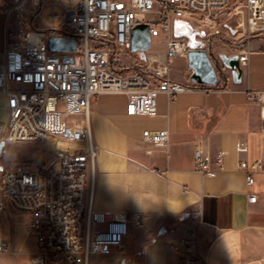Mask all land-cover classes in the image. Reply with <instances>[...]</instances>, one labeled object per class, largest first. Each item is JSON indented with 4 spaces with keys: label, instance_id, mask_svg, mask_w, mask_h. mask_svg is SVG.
<instances>
[{
    "label": "built area",
    "instance_id": "obj_1",
    "mask_svg": "<svg viewBox=\"0 0 264 264\" xmlns=\"http://www.w3.org/2000/svg\"><path fill=\"white\" fill-rule=\"evenodd\" d=\"M48 4V0H10L0 7L6 15L7 37L0 60V95L6 110L0 118V142L47 144L57 138L79 147L70 151L57 146L50 149V159L2 167L0 217L11 209L30 215L27 229L35 240V264H91L95 254L120 251L131 228L126 213L94 206L93 100L102 93H120L127 97V114H156L160 93L174 97L199 85L171 77V62L187 57L193 46L201 48L204 38L181 35L178 27L192 25L220 34L215 15L230 10L238 34L264 35V0H52L63 11L50 10L47 18L61 25L42 27L35 21L43 20L41 13ZM14 16L20 27H11ZM139 23L150 27L152 45L145 59L131 51V31ZM51 35L75 38L76 50H51ZM157 44L164 45L163 57L162 51L153 50ZM249 52L240 51L242 63ZM119 53L135 54L134 64L114 70L112 62L119 63ZM247 92L259 105L264 132V90ZM143 138L157 146L170 141L167 129L145 130ZM224 155L222 150L215 155L200 152L198 170L215 175ZM239 167L252 186L255 174L264 172V159L241 160ZM256 198L254 193L249 196L250 201ZM188 218L192 227L177 244L184 264H206L195 248L200 211L188 212ZM132 223L142 226L143 216L136 214ZM0 254H16L13 242L1 235Z\"/></svg>",
    "mask_w": 264,
    "mask_h": 264
},
{
    "label": "crops",
    "instance_id": "obj_2",
    "mask_svg": "<svg viewBox=\"0 0 264 264\" xmlns=\"http://www.w3.org/2000/svg\"><path fill=\"white\" fill-rule=\"evenodd\" d=\"M221 42L214 37L211 47L223 62L227 80L212 86L199 84L174 97L160 93L154 115L127 114V97L120 93H102L93 100L94 206L126 213L131 228L121 250L115 249L118 254H95L91 264H184L177 244L192 227L188 212L196 209L200 222L195 248L206 264H264V172L256 173L255 183L249 186L239 167L241 160L264 159L260 108L247 92L248 88L264 90V35L246 37L237 48ZM6 45V15L0 10V60ZM242 49L250 52L246 63L239 58L242 72L235 78L221 55H239ZM180 59L184 68L186 58ZM171 77L193 82L173 70ZM2 113L0 118L6 114L3 105ZM148 129H167L168 145L144 140ZM57 140L70 151L79 147ZM240 143L244 145L239 147ZM221 150L225 151L223 166L217 167L215 175L198 170L200 152L215 155ZM252 193L255 201L249 200ZM138 213L143 216L140 227L132 223ZM161 228H165L162 233ZM0 235L11 240L16 250L0 264H17L19 245L13 235ZM129 242L136 249L126 251ZM33 244L25 264H35V240ZM99 257H103L100 262Z\"/></svg>",
    "mask_w": 264,
    "mask_h": 264
},
{
    "label": "rangeland",
    "instance_id": "obj_3",
    "mask_svg": "<svg viewBox=\"0 0 264 264\" xmlns=\"http://www.w3.org/2000/svg\"><path fill=\"white\" fill-rule=\"evenodd\" d=\"M52 0H48V6H46L42 13V21L39 19H36V23H39L42 27H58L61 25L60 22H52L48 20V12L50 10H58L59 12H62L63 9L59 6H54L51 4ZM10 4V0H0V7H6ZM216 21L218 22V27L221 29L220 34L211 33L212 30L206 28H196L192 25H189V27H186L183 29L181 26L178 27V31L182 32L181 35H187L188 37H194L196 34L202 35L201 37H204L203 40H201V48L207 49L211 55V58L217 68V71H219V75L223 76L225 74V68L223 65L222 60L220 59L219 54L215 55L213 52V48L211 47V42L213 41L214 37L220 38L224 43L227 45H230L232 47L237 48L238 45H240L241 41H243L246 36L248 35V32H241L238 34V31H233L235 29L236 25V19L235 16L232 15L230 10H223L222 12L216 13ZM20 23H18L17 17L14 16L11 27L16 28L17 26L20 27ZM197 30V31H194ZM194 33V34H193ZM209 34V35H208ZM263 35V34H260ZM251 36H255V34H251ZM164 50V45H155L153 47V50ZM219 52L220 48L218 46ZM223 54H226L225 52H222ZM117 58L119 60V65L123 66L124 63L127 64H134L136 55L131 54H125V53H119L117 54ZM180 58H186V66L183 68L181 65ZM172 70L177 75L186 76L187 79L191 80V74L192 70L189 68L187 63V57H178L173 60L172 62ZM2 105L4 106V100L0 97V116L2 113ZM5 109V107H4ZM6 113V110H5ZM6 116V114H5ZM64 143L70 145V142ZM55 146H61V147H67L64 145L59 144V141L56 139H52V141L48 142L47 144L43 143H6L3 150L0 152V166L2 167H12L17 165L18 163H35L42 160L50 159L51 152L50 149L55 148ZM1 171V169H0ZM1 226H0V233L5 237H11L13 235L15 243H17L18 250L20 253L16 255V263L17 264H25L26 257L28 256V252L30 249L34 247L33 244V237L27 232L28 224L30 222V215L24 212H19L14 209H11L10 211L4 210L0 217ZM132 243H128V248L126 251L131 250ZM136 249L133 248V250ZM132 251V250H131ZM22 252V253H21ZM114 253L116 251L113 250ZM111 254V253H110ZM113 254V253H112ZM4 256L0 257V261H3V258H10L11 255L3 254ZM103 255V254H99ZM109 255V254H108ZM9 256V257H8ZM103 257H99V262L102 261Z\"/></svg>",
    "mask_w": 264,
    "mask_h": 264
},
{
    "label": "water",
    "instance_id": "obj_4",
    "mask_svg": "<svg viewBox=\"0 0 264 264\" xmlns=\"http://www.w3.org/2000/svg\"><path fill=\"white\" fill-rule=\"evenodd\" d=\"M234 31V30H233ZM150 27L147 23H139L133 27L131 31V51L139 53L142 59L146 58V51L151 48ZM49 47L53 51H75L77 48V41L73 37H66L62 35L49 36ZM225 66L228 67L233 77H240L242 69L239 64V55L233 56L221 55ZM71 56H65L64 60L72 61ZM188 66L192 70L191 80L194 83L203 85H215L219 80L217 68L211 58L207 49L199 48L197 46L191 47L187 52ZM6 145L5 141L0 142V152ZM0 169L2 167L0 166ZM187 213L183 214L186 217ZM165 228H161L160 233L164 232Z\"/></svg>",
    "mask_w": 264,
    "mask_h": 264
},
{
    "label": "trees",
    "instance_id": "obj_5",
    "mask_svg": "<svg viewBox=\"0 0 264 264\" xmlns=\"http://www.w3.org/2000/svg\"><path fill=\"white\" fill-rule=\"evenodd\" d=\"M112 67L114 70L123 71V69L120 68V65L117 62H112ZM218 75H219V71H218ZM226 80H227L226 74H224L223 76L219 75V80H218L217 84H219L222 81H226ZM217 84H215V85H217Z\"/></svg>",
    "mask_w": 264,
    "mask_h": 264
},
{
    "label": "bare ground",
    "instance_id": "obj_6",
    "mask_svg": "<svg viewBox=\"0 0 264 264\" xmlns=\"http://www.w3.org/2000/svg\"><path fill=\"white\" fill-rule=\"evenodd\" d=\"M55 147H57V146H55Z\"/></svg>",
    "mask_w": 264,
    "mask_h": 264
}]
</instances>
